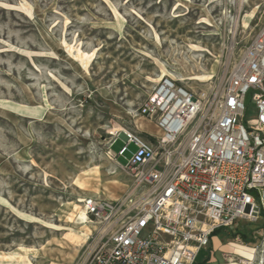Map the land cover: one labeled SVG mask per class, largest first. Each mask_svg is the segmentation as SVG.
Segmentation results:
<instances>
[{
    "label": "rangeland",
    "instance_id": "rangeland-1",
    "mask_svg": "<svg viewBox=\"0 0 264 264\" xmlns=\"http://www.w3.org/2000/svg\"><path fill=\"white\" fill-rule=\"evenodd\" d=\"M263 27L264 0H0V253H21L0 264H86L99 229L70 243L81 201L128 191L109 147L124 131L156 143L141 108L162 70L207 91ZM263 226L221 229L197 264H264Z\"/></svg>",
    "mask_w": 264,
    "mask_h": 264
},
{
    "label": "built area",
    "instance_id": "built-area-1",
    "mask_svg": "<svg viewBox=\"0 0 264 264\" xmlns=\"http://www.w3.org/2000/svg\"><path fill=\"white\" fill-rule=\"evenodd\" d=\"M141 114L156 143L124 131L125 145L115 152L117 137L108 151L132 179L124 197L82 201L99 229L86 264H197L217 230L264 223V27L209 90L164 77Z\"/></svg>",
    "mask_w": 264,
    "mask_h": 264
},
{
    "label": "bare ground",
    "instance_id": "bare-ground-1",
    "mask_svg": "<svg viewBox=\"0 0 264 264\" xmlns=\"http://www.w3.org/2000/svg\"><path fill=\"white\" fill-rule=\"evenodd\" d=\"M190 50H191V53L201 52V50L198 48V46H194V45L190 46ZM84 64H85V62H84ZM161 75H162L161 79H163L164 77H167V76H173V75L166 74L165 71H163V70L161 72ZM212 76L213 75H211L209 73H204V74H200V75L193 76L192 78H188L187 77L188 79H183L182 81H187V80H190V81L191 80L209 81V80L212 79ZM79 220H80L81 229L79 231V235L78 236H75V239H74L75 242L73 240H70V243L72 245H74L76 243V241H78L79 239H80V241H85V243H86V241L88 240V238L92 235V230H91V228L89 226V224L91 222L88 220V217H87V214H86L85 209L81 211V216H80ZM28 253H29V249H23V254L25 256H28ZM19 255H21V253H16V252L9 253V254L8 253H6V254L0 253V258L5 259V260H11V259L17 258ZM245 264H247V261H246Z\"/></svg>",
    "mask_w": 264,
    "mask_h": 264
},
{
    "label": "crops",
    "instance_id": "crops-1",
    "mask_svg": "<svg viewBox=\"0 0 264 264\" xmlns=\"http://www.w3.org/2000/svg\"><path fill=\"white\" fill-rule=\"evenodd\" d=\"M234 241H235V240H234ZM225 254H226V253L222 254V256L224 257ZM235 255H236V254H235ZM227 256H228V253H227ZM215 260H216V259L213 258V260H212L210 263H208V262L206 261V262H204L203 264H212Z\"/></svg>",
    "mask_w": 264,
    "mask_h": 264
},
{
    "label": "trees",
    "instance_id": "trees-1",
    "mask_svg": "<svg viewBox=\"0 0 264 264\" xmlns=\"http://www.w3.org/2000/svg\"><path fill=\"white\" fill-rule=\"evenodd\" d=\"M150 139H151L152 141H155V139H153L152 137H150ZM220 230H221V229L217 230V231L212 235V237H213L215 234H217Z\"/></svg>",
    "mask_w": 264,
    "mask_h": 264
}]
</instances>
